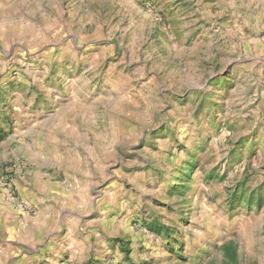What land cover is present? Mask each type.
<instances>
[{"label":"rangeland","instance_id":"374dc122","mask_svg":"<svg viewBox=\"0 0 264 264\" xmlns=\"http://www.w3.org/2000/svg\"><path fill=\"white\" fill-rule=\"evenodd\" d=\"M1 191L83 264H264V0H0Z\"/></svg>","mask_w":264,"mask_h":264},{"label":"crops","instance_id":"0c3cea01","mask_svg":"<svg viewBox=\"0 0 264 264\" xmlns=\"http://www.w3.org/2000/svg\"><path fill=\"white\" fill-rule=\"evenodd\" d=\"M67 212L61 211L55 224L51 211L42 217L22 214L1 191L0 264H83L89 248L77 243L78 231H60L68 227Z\"/></svg>","mask_w":264,"mask_h":264},{"label":"trees","instance_id":"16d2710c","mask_svg":"<svg viewBox=\"0 0 264 264\" xmlns=\"http://www.w3.org/2000/svg\"><path fill=\"white\" fill-rule=\"evenodd\" d=\"M222 249L223 256L227 257L229 261H234L236 259V248L232 242L224 243V245H222Z\"/></svg>","mask_w":264,"mask_h":264}]
</instances>
